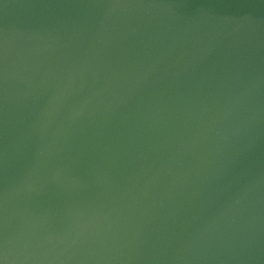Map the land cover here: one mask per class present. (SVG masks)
<instances>
[{
    "label": "water",
    "instance_id": "obj_1",
    "mask_svg": "<svg viewBox=\"0 0 264 264\" xmlns=\"http://www.w3.org/2000/svg\"><path fill=\"white\" fill-rule=\"evenodd\" d=\"M0 264H264V0H0Z\"/></svg>",
    "mask_w": 264,
    "mask_h": 264
}]
</instances>
